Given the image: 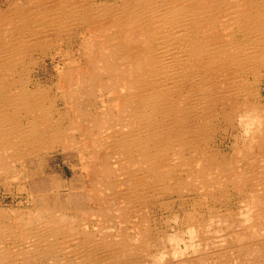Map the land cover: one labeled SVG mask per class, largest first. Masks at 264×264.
Returning <instances> with one entry per match:
<instances>
[{
	"label": "bare ground",
	"instance_id": "1",
	"mask_svg": "<svg viewBox=\"0 0 264 264\" xmlns=\"http://www.w3.org/2000/svg\"><path fill=\"white\" fill-rule=\"evenodd\" d=\"M8 5L0 12L1 192L28 191L51 152L76 153L100 209L69 215L56 198L63 183L44 174L49 192L36 195L32 211L0 207V264H131L153 231L143 214L129 222L131 237L109 234L130 209L170 196L214 201L231 188L244 222L229 212L226 239L205 242L192 197L185 222L195 255L178 264H264V0ZM47 54L58 63L52 86L36 78V56ZM217 121L235 132L229 160L212 147ZM79 215L99 227L90 231Z\"/></svg>",
	"mask_w": 264,
	"mask_h": 264
},
{
	"label": "rangeland",
	"instance_id": "2",
	"mask_svg": "<svg viewBox=\"0 0 264 264\" xmlns=\"http://www.w3.org/2000/svg\"><path fill=\"white\" fill-rule=\"evenodd\" d=\"M8 4H9V0H0V12L4 11L9 6ZM47 56L45 58L44 56H42V58L39 56H36L37 63H38L37 69L39 70V73L37 74L38 76L36 78L40 80L43 84L52 86V85H56L59 80L58 71L56 69V66L58 63L54 61V59L51 57L52 56L51 54H49L48 58ZM53 93H54V90H53ZM218 123L219 122L217 121V124ZM219 125L220 124L216 126L219 133L216 131L217 134L215 133L214 135L215 136L214 142H213L214 146L212 147H214L213 148L214 153L221 152L224 158L226 160H229L232 158L234 154L233 148L235 147V144H234L235 139L233 138V135H235L234 134L235 132L234 130L231 131L228 128H227L228 130H226L225 129L226 125H224V123H222L220 126ZM219 128L220 129L222 128V129L220 130ZM223 130H225V132H223ZM47 164H48L46 165L47 168L45 167L44 169L45 171H43L45 173L42 174L41 172L39 176L40 178H38L34 182H31V185L28 187V191L27 190L26 192L25 191H15V189L11 187V188H7L4 192H1V188H0V202L2 201V203H0V207L1 206L4 208L6 207L7 209L20 208V209H23L25 212L32 211L34 206L39 203L38 196L36 195L39 193L49 192V190H47L49 189V186H47V182L44 179V174L49 175V173H52V175L53 174L56 175L60 179L61 183H63L59 189V192H56V195H57L56 198L65 204V209L68 211L67 213L69 215L70 214L74 215L75 212H79V211L85 212L87 213V215H90V213L96 211L97 209H100V207L98 206L100 201L98 200L96 201V203H94L95 201H91L92 199L90 200L89 198L90 194L88 195L89 191L87 189V186L89 184L87 183L86 179L84 180L85 177L82 175V172H80L81 171L79 168L80 165L78 164L76 153H71L69 155H63L61 154L60 151L58 152L53 151L48 155ZM72 168H75L74 173L72 172ZM76 169L79 172L76 171ZM257 169H259V167ZM72 191L73 193H71ZM190 196H191L190 198H187V199L185 198L186 200L178 199L175 196H170L172 199L168 197L167 203H165L164 205L158 204L157 202L154 201L152 202L151 205L149 204L147 208H144L142 207V205H140L138 207H135L134 209H130L131 212L128 209L130 214L128 213V216L125 220H124L123 215L117 218V220L123 219L124 220L123 223L117 220L115 222V223L121 222L122 225L120 227L115 226L116 228L115 227L112 228L111 225H109V227L111 228V229L109 228V234L115 236L117 232L118 233L120 232L124 236L130 235L131 237L133 230L131 229L129 230L128 228L129 225H131L134 221H138L139 217H141L143 214L145 216V220H146L145 223L147 225H148L147 221H150V226L153 231L152 232L153 234L149 235L150 236L149 241L151 242L150 243L151 245L149 244L147 247H144L143 250L137 256V259L134 258L132 260L133 262L132 261L130 262L131 264H165V263L171 264L172 262L173 264H178L182 261L193 259L194 257L193 255L195 254H193L194 253L193 248L190 247L191 238H189L192 236L191 234V231H192L191 224L192 223L188 224L185 222L187 215L193 212V207L191 204L192 201H194L193 199H197V200L199 199L198 204L200 207L198 209H199V212L202 213L203 218H205L204 220L206 224L201 225L204 229L200 228L201 236L203 238L202 240H204L205 242H209V240L211 241L210 238L213 236H217L218 238H215V239L218 241L219 240L221 241L222 239L223 240L226 239L227 230L224 228H221L222 229L221 230L220 227H223V225H227L228 223L232 222L230 220L231 218L229 217V212L232 215L235 214L236 217L234 218H237L241 221H243L242 219L245 218V216L242 217V215L237 216L239 208H241L243 199L242 197H239V195H237V192L236 191L234 192L232 188L227 190L225 196L221 198L218 196V198L215 199L214 201L210 199V200H207L206 202L204 200H201V198L197 196H193V195H190ZM51 199L52 201L55 200L53 196H51ZM90 201L92 202V204ZM30 205H31V208H30ZM209 208L213 210L212 213ZM230 208H232L233 211L232 209L229 210ZM143 210H144V213H143ZM135 214H138V215H135ZM134 215L138 217H135ZM86 216L84 217V220ZM76 219L79 221L78 223L80 224H85L89 222L90 224L93 223L92 225H90L91 226L90 231H92L96 226L99 227L98 225H96L98 223V219L96 217L94 219H87L88 220V221L86 220L87 222H84V220H82V217L80 215L77 216ZM219 219L221 220L223 219V220L218 221ZM211 220L216 221V224H212ZM225 221L227 222L225 223ZM208 223H209V226H208ZM218 230L219 232H217ZM122 231L125 233H123ZM128 231H131V232H128ZM180 237L182 238L181 240H180ZM152 239L154 240L151 241ZM207 239L209 240L207 241ZM186 249H188V251L185 257L182 258L176 255L178 251L186 250ZM225 256L228 259L230 260L232 259L234 261V259L232 258L231 251H229V253H227ZM225 256H223V259L227 260ZM180 259H185V260H180ZM212 261L213 260L210 259L209 261L207 260L203 264H211L210 262Z\"/></svg>",
	"mask_w": 264,
	"mask_h": 264
}]
</instances>
